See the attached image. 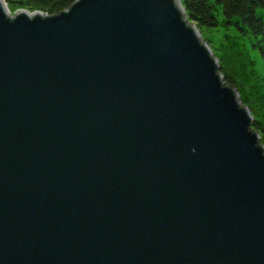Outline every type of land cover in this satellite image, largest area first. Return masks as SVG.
I'll use <instances>...</instances> for the list:
<instances>
[{"label": "water", "instance_id": "1", "mask_svg": "<svg viewBox=\"0 0 264 264\" xmlns=\"http://www.w3.org/2000/svg\"><path fill=\"white\" fill-rule=\"evenodd\" d=\"M221 69L180 0H0V264H264L263 139Z\"/></svg>", "mask_w": 264, "mask_h": 264}, {"label": "trees", "instance_id": "2", "mask_svg": "<svg viewBox=\"0 0 264 264\" xmlns=\"http://www.w3.org/2000/svg\"><path fill=\"white\" fill-rule=\"evenodd\" d=\"M74 1L76 0H24L23 8L29 12L39 11L47 15H56L68 9ZM180 2L188 21L193 23L201 34L223 25L233 28L240 36L249 39L252 49L264 58V0H180ZM221 73L225 83L235 88L234 78L222 69ZM252 130L262 136V125L255 120Z\"/></svg>", "mask_w": 264, "mask_h": 264}, {"label": "rangeland", "instance_id": "3", "mask_svg": "<svg viewBox=\"0 0 264 264\" xmlns=\"http://www.w3.org/2000/svg\"><path fill=\"white\" fill-rule=\"evenodd\" d=\"M10 14L25 10L24 0H2ZM20 2H23L20 5ZM213 54H219L224 72L234 78L235 88L241 89L251 109L253 121L262 125L264 145V58L252 49L249 39L224 25L206 30Z\"/></svg>", "mask_w": 264, "mask_h": 264}]
</instances>
